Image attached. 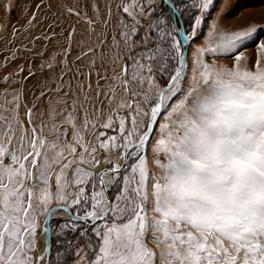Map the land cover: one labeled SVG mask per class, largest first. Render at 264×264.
<instances>
[{
  "label": "snow or ice",
  "instance_id": "obj_1",
  "mask_svg": "<svg viewBox=\"0 0 264 264\" xmlns=\"http://www.w3.org/2000/svg\"><path fill=\"white\" fill-rule=\"evenodd\" d=\"M214 6L75 0L32 102L0 75V264H264V43L192 48Z\"/></svg>",
  "mask_w": 264,
  "mask_h": 264
},
{
  "label": "rangeland",
  "instance_id": "obj_2",
  "mask_svg": "<svg viewBox=\"0 0 264 264\" xmlns=\"http://www.w3.org/2000/svg\"><path fill=\"white\" fill-rule=\"evenodd\" d=\"M50 3L51 7H49ZM73 3L75 0H0V75L11 77L14 81L11 88L22 85L29 103L33 100L32 93L38 92L39 86L43 84L44 76L48 75L46 68L41 73L40 64L44 63L48 57L57 59L64 57V49L68 46V41L65 39L66 29L72 23L66 15V10L67 6ZM214 5L203 25L201 38L192 48L203 42V35L207 34L208 28L213 23L227 32L255 28L256 31L252 37L245 40L240 47L244 55L255 60L259 54L258 46L264 43V0H214ZM3 6L7 8L3 9ZM33 16H35L34 20ZM30 20L31 23H29ZM58 23L59 26H56ZM188 23V18H185L184 26L187 27ZM53 29L55 35H53ZM83 35L84 26L78 25L69 56V62L72 64L79 63L76 61V56L80 53L79 41ZM192 48H189L187 52L189 58ZM39 52H44L45 55H35ZM221 62L231 65L233 60L226 58ZM84 63L86 64L87 60ZM19 67H24L26 71L31 67L36 75L30 80L11 76V73L17 71ZM23 75H26V72ZM3 87L4 85L0 82V91ZM68 235L72 236L71 233ZM55 239L53 236V243Z\"/></svg>",
  "mask_w": 264,
  "mask_h": 264
},
{
  "label": "crops",
  "instance_id": "obj_3",
  "mask_svg": "<svg viewBox=\"0 0 264 264\" xmlns=\"http://www.w3.org/2000/svg\"><path fill=\"white\" fill-rule=\"evenodd\" d=\"M3 5H4V4H3ZM4 8L6 9L7 7L3 6V9H4Z\"/></svg>",
  "mask_w": 264,
  "mask_h": 264
}]
</instances>
